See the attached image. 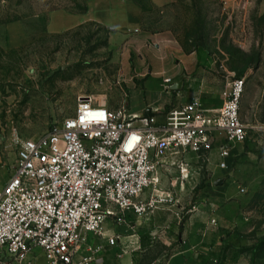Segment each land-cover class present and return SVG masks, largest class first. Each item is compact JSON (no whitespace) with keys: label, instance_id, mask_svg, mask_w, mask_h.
<instances>
[{"label":"rangeland","instance_id":"374dc122","mask_svg":"<svg viewBox=\"0 0 264 264\" xmlns=\"http://www.w3.org/2000/svg\"><path fill=\"white\" fill-rule=\"evenodd\" d=\"M91 1L0 0L1 189L15 170V137H38L54 130L73 115L79 96L93 95L114 107L128 98L126 88L112 83L120 76L119 55L125 48L124 42L111 40L114 27L85 20L54 30L53 23L73 24L81 19ZM116 1L141 7V29L149 32L152 46L157 33L167 32L184 53L195 54L196 69L213 68L221 79L246 78L241 118L247 134L233 146L237 156L232 163L226 169L220 167L217 147L201 154L170 151L158 166V185L149 186L142 195L156 187L171 194L183 207L181 213H186L202 197L218 193L225 182L235 189L239 180L231 172L238 162H249L247 174H254L249 167L264 165V0H174L164 6H155L152 0ZM152 87L161 88L157 83ZM183 164L189 169L188 178L181 175ZM263 165L261 178L243 185L246 192H239L250 200L253 224L262 232ZM218 178L223 183L216 185ZM36 254V264H48L41 253Z\"/></svg>","mask_w":264,"mask_h":264},{"label":"built area","instance_id":"2783aa9c","mask_svg":"<svg viewBox=\"0 0 264 264\" xmlns=\"http://www.w3.org/2000/svg\"><path fill=\"white\" fill-rule=\"evenodd\" d=\"M245 86L244 76L229 75L218 109L191 101L171 107L161 120L132 116L126 100L109 107L82 95L54 130L15 137V170L0 188V264H36L37 249L48 264L92 263L102 247L88 236L102 235L109 217L122 221L126 211L145 215L173 202L171 194L142 197L170 151L201 154L218 147L226 169L231 149L247 134ZM180 172L190 175L184 164ZM115 241L108 237L109 244Z\"/></svg>","mask_w":264,"mask_h":264},{"label":"crops","instance_id":"0c3cea01","mask_svg":"<svg viewBox=\"0 0 264 264\" xmlns=\"http://www.w3.org/2000/svg\"><path fill=\"white\" fill-rule=\"evenodd\" d=\"M173 1L152 0L155 6ZM126 2L122 5L113 0H93L81 19L73 24L53 23L54 30H64L85 20L114 27L111 40L124 42L125 48L119 55L120 76L112 83L128 90L126 101L132 116L149 115L161 120L171 107L191 101H200L208 109L221 107L228 77L219 78L213 68L196 69L195 54L184 53L167 32L157 33L153 49L149 32L141 29V7ZM179 82L181 87L172 89ZM155 83L161 88H153ZM234 148L226 158L230 164L237 156ZM217 150L219 153L218 147ZM248 163L238 162L233 168L231 176L239 180L235 189L225 182L218 193L202 197L186 213H181L183 207L173 200L160 204L149 214L126 211L122 221L112 218L103 227L102 235L88 236L94 246L102 247L90 264H264V232L253 224L250 200L244 194L239 195L240 186L261 178L263 163L257 168L249 167L248 171L253 170L254 174H247ZM155 178L157 186L159 176ZM164 193L155 187L143 198L167 195ZM113 236L116 241L111 245L108 237ZM35 252L44 256L38 250ZM86 253L82 249L81 254ZM79 258L80 255L76 257Z\"/></svg>","mask_w":264,"mask_h":264},{"label":"water","instance_id":"95a60500","mask_svg":"<svg viewBox=\"0 0 264 264\" xmlns=\"http://www.w3.org/2000/svg\"><path fill=\"white\" fill-rule=\"evenodd\" d=\"M181 84H182L181 82L174 84L172 86V89H178V88H180L181 87ZM148 112H149L150 115L152 114L150 110ZM222 183H223V179H221V178H219V179H217L215 181V184L216 185H219V184H222Z\"/></svg>","mask_w":264,"mask_h":264},{"label":"bare ground","instance_id":"6f19581e","mask_svg":"<svg viewBox=\"0 0 264 264\" xmlns=\"http://www.w3.org/2000/svg\"><path fill=\"white\" fill-rule=\"evenodd\" d=\"M103 96H104V95H103ZM98 101L102 102V101H101V100H99V99H98ZM103 103H105V102H103Z\"/></svg>","mask_w":264,"mask_h":264}]
</instances>
